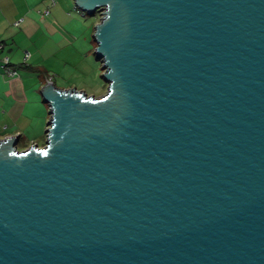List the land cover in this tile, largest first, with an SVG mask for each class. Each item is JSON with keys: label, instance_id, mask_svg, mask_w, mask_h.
Returning a JSON list of instances; mask_svg holds the SVG:
<instances>
[{"label": "water", "instance_id": "water-1", "mask_svg": "<svg viewBox=\"0 0 264 264\" xmlns=\"http://www.w3.org/2000/svg\"><path fill=\"white\" fill-rule=\"evenodd\" d=\"M74 1L108 91L0 139V264H264V0Z\"/></svg>", "mask_w": 264, "mask_h": 264}, {"label": "crops", "instance_id": "crops-1", "mask_svg": "<svg viewBox=\"0 0 264 264\" xmlns=\"http://www.w3.org/2000/svg\"><path fill=\"white\" fill-rule=\"evenodd\" d=\"M71 3L0 0V139L19 135V145L25 148L34 143L46 144L51 115L41 88L49 81L55 84L54 65L49 63L60 55L54 45L62 51L73 49L81 40L85 42L76 25L81 27L79 18L66 12ZM4 57H9L10 65L18 71L16 75L5 71Z\"/></svg>", "mask_w": 264, "mask_h": 264}, {"label": "rangeland", "instance_id": "rangeland-1", "mask_svg": "<svg viewBox=\"0 0 264 264\" xmlns=\"http://www.w3.org/2000/svg\"><path fill=\"white\" fill-rule=\"evenodd\" d=\"M71 2L70 10L66 12L79 18L81 27L78 24L76 25L83 32L85 42L81 40L73 49L62 51L58 49L57 45H54V50L59 52L60 55L59 58L54 57V61L49 63L54 65V82L60 89L77 88L89 96L101 97L107 93L108 84L103 77L105 72L103 62L97 59L92 40H94V29L101 20L103 10H99L95 14H88L81 9L77 11L75 1L71 0ZM105 86L107 88L104 91ZM40 146H43V142ZM19 149L23 150L25 147L19 145Z\"/></svg>", "mask_w": 264, "mask_h": 264}, {"label": "built area", "instance_id": "built-area-1", "mask_svg": "<svg viewBox=\"0 0 264 264\" xmlns=\"http://www.w3.org/2000/svg\"><path fill=\"white\" fill-rule=\"evenodd\" d=\"M76 8H78V7H76ZM2 48H3V44L0 43V49H2ZM2 63H3V67H4L5 71L8 72L10 75H16L18 73V71L10 65L9 57H4L2 59ZM49 82H51V81H49Z\"/></svg>", "mask_w": 264, "mask_h": 264}]
</instances>
